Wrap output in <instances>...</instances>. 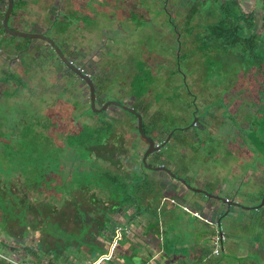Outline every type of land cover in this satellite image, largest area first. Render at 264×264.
Masks as SVG:
<instances>
[{"label": "flooded vegetation", "instance_id": "af4514ba", "mask_svg": "<svg viewBox=\"0 0 264 264\" xmlns=\"http://www.w3.org/2000/svg\"><path fill=\"white\" fill-rule=\"evenodd\" d=\"M157 1L160 3L159 6ZM10 2L11 9L7 16L8 28L11 31L24 32L28 35L12 34L4 28L3 20ZM254 3L255 6L249 4L246 9L242 0H0V71L3 72V75L0 76V82H14L11 94L15 93L14 89L16 88H26L30 93V99L23 103H35V105L40 103L43 105L42 118L38 119V122H34V125L28 126L29 131L34 130L38 133L39 130H44L47 139L53 136V133L47 132L58 125L63 129V132H57L60 140L71 135L76 140V144L87 148L91 155L90 162L96 163L97 166L94 167L109 177L110 185L115 188L110 191V188L102 186L104 190L101 188L100 194L107 195L108 192H111L113 195H142L140 185L145 187L149 185L148 179H151V172H157V169L145 168L142 162L143 153L148 148V141L138 131L137 114L135 113L137 112L141 116L144 133L152 137L154 145L158 148L147 156L146 162L151 166H161V169L169 177L166 184L163 182L164 190L162 193L164 195L175 199L177 195H184V188L192 190L191 187H194L201 188L209 194L223 197L219 188L208 190L203 185H193L188 179L178 174L176 170L169 168L164 160L168 157H174L182 143H193L197 136H200L201 141L205 143L207 140L204 137L211 136L214 139H220L226 132L225 129H221L223 132L218 129L220 124H225L224 117L221 116L222 112L226 110L232 112L228 110L229 105L226 103L225 96L222 98V104L226 103L225 109L216 106L214 109H208V112H203L200 119L195 117V113L199 110L195 107L196 100L200 98V93L208 87L199 76L204 87H201L200 92L193 90L192 78L190 77L194 73H198L199 69L204 70L205 66L210 63V57H227L229 62H232L231 73H234L237 79L239 77L241 78L239 80L245 83V91L253 90L256 94L254 100L250 96L248 97L255 104L254 107L252 104L245 107L246 111L243 114L245 122L248 120L246 116L250 114L256 115V120L263 116L259 113L264 112V96L261 95V91L264 89V80L258 74L257 67L245 60L241 62V58L243 59V56L247 55L242 56L240 54L242 52L239 46H236V51L231 49L226 51L216 47L215 43L211 41L215 38L210 34V26L218 21L221 14L220 7L224 6L226 10L234 13V21L228 22L229 25L233 27L235 25V30L244 39H252L256 48L264 55V0H255ZM142 5L145 7L144 9ZM179 5L188 6L186 7L187 14L182 15L180 24L175 19L180 13ZM255 8H259V11L257 12ZM157 10L162 13L161 16L156 14ZM257 17L260 21L259 26ZM152 28L161 30L163 39L170 41L174 39L175 48H170L167 52L158 55L154 51L156 48L150 52L144 44L141 47L137 39L141 37L142 33L151 34ZM15 36L21 39H12ZM184 36L193 37L191 39L193 46L182 51L181 37ZM220 38L221 36L217 39ZM49 40H52L56 47ZM57 50L72 66L77 67L88 76L93 97L91 96L89 81L73 71L72 67L63 61ZM183 53L187 55L183 56ZM196 54L201 56L202 60L200 59L201 62L199 61L195 67L193 61ZM134 57L144 59L143 67H137ZM150 57L155 58L152 60ZM168 57H175V60H172L174 63L168 64L165 61ZM225 60L227 59L225 58ZM115 62L119 65L118 68L113 67ZM180 64H184L185 72L180 68ZM245 66L247 68L243 69ZM20 69L26 73L25 77L34 78V81L27 83L30 79L25 80L18 73ZM114 70H118L122 74V77H119L116 82L114 81L112 86V92L117 97H121L120 100L117 97L108 99L106 97L108 92L104 89V86L109 87L111 83L107 75ZM169 70L174 71L170 74V81L172 83L181 82L187 96L192 98L191 106H189V114L191 112L193 117L191 126L199 128L201 130L200 135H197L189 126H173L169 129L151 126L148 131L145 130L143 120L146 119L149 123L152 119L154 120L158 109L162 105L164 106L166 102L155 98L158 86H156L157 82L153 81V77H165ZM14 76L17 77L14 78ZM21 78L25 80L26 87L15 84L16 79L21 80ZM43 84L45 87L42 88ZM222 84L227 88L225 82ZM154 86H156L155 90L153 89ZM211 89L216 90L212 83ZM36 92H40L41 96L43 95L39 100L38 93L34 95ZM57 92H63V94L60 95ZM227 93L228 91L225 95ZM11 94L7 97L10 98ZM75 94L81 104L79 107H76L71 101ZM149 95L153 97L150 103L147 102ZM199 100L200 106L208 103L205 98L203 101L201 98ZM68 105L72 110L63 109ZM87 108L91 110V113L86 112ZM248 111H250L249 114H247ZM124 112L130 113L135 118V123L128 119ZM48 114H52L53 117L51 118ZM249 118L251 119V117ZM67 124L72 125L71 128L68 129ZM212 124L213 126H211ZM253 124L251 123L250 126L246 122V126L243 128L237 123L236 126L242 130L240 132H243L239 135L261 134L260 125L254 124V126ZM254 127L259 130V133L254 130ZM134 128L140 135L137 140H133L131 136ZM179 131L181 133L178 134ZM207 134L209 135L207 136ZM79 136L81 137L79 138ZM78 139H81L80 142H77ZM244 145L242 148L250 152L249 159L256 158L255 169L250 172V168L248 171L242 172L243 180L235 186L234 191L242 186L241 192L244 191L245 193L249 185L253 184L250 181L251 175H257L258 169L264 168V153L255 144H253V150H250L246 144ZM102 146H105L113 158L104 159L93 154ZM220 148L219 146L216 148L218 151L213 152L215 154L214 160L217 159L219 162L213 165L224 166L232 159H240L242 169L245 160H249L248 158H240L238 152L236 154L235 150L231 149L234 156H230L228 161H223L220 156ZM206 159L207 157L204 156L203 160ZM86 167L88 166L86 165ZM167 170H170L171 174ZM178 177L185 179L186 182L178 180ZM192 178L194 177L192 176ZM187 183L191 187H188ZM3 184L0 183V186H4ZM20 185V183L13 184L10 187L11 193L15 194L12 197L17 199L16 206H12L11 210L17 217L9 219V211H6L4 207L0 208V264L6 263L4 255L13 259L18 257L20 253L32 251L35 245L41 243L40 223L37 222L39 218L36 213H43V211H49L51 208H59L65 202L63 200L65 196L81 198L83 195L92 194L91 189L78 192L76 188H73L59 195H51L52 192L45 191V193L41 188L36 193L43 195V197L27 195L28 192L26 191H24L26 195L22 197L18 194ZM131 185H134V191L130 190ZM176 188L180 189L178 193H176ZM203 195L205 194L200 192L198 196L204 197ZM262 196L264 200V190ZM207 199L221 207V210H217L219 215L214 214V221L203 217L209 224L216 227L212 237V249L206 256L209 259L213 256H223L226 250H237L236 245L234 248L229 246L226 249V242L231 240L230 232H226L221 223L224 221L223 218L234 217L233 214H236L238 209L256 208L258 205L246 206L243 205L242 201L234 198L230 201L228 197H223V202L211 197L204 198V200ZM31 200L39 201L35 208H29V201ZM72 202L83 204L81 199L72 200ZM235 207H237L236 210ZM193 214L202 217L197 211H194ZM3 218L4 222L1 221ZM119 233V238H121V232ZM35 234H38V237ZM217 237H219L218 240ZM9 239L11 240L10 243L7 241ZM216 241L219 243V250L217 253H213ZM22 260L27 262L23 257Z\"/></svg>", "mask_w": 264, "mask_h": 264}, {"label": "rangeland", "instance_id": "374dc122", "mask_svg": "<svg viewBox=\"0 0 264 264\" xmlns=\"http://www.w3.org/2000/svg\"><path fill=\"white\" fill-rule=\"evenodd\" d=\"M254 2L255 0H242V4L246 9L249 7V4L255 6ZM157 5H160L158 1ZM142 7L143 9L145 8L143 5ZM186 7L188 6L183 7V5H179L178 7L180 13L175 17V19L177 22H179V24L182 21V15L187 14ZM255 10L258 12L259 8H255ZM153 11L156 10L153 9ZM157 11L158 12L156 14L161 16L162 13H159V10ZM136 20L138 21V19ZM257 20L259 26L260 21L258 17ZM195 29L198 30V28ZM151 34L142 33L141 37L137 39V42L141 44V47L142 44H144L147 47V50L150 52L156 48L154 51L158 55L167 52L170 48H175V40L173 39L170 41L169 39H163L161 30L154 28ZM192 38V36L181 37L183 47L182 51L193 46L191 41ZM12 39L21 38L15 36ZM4 40L6 41L7 39ZM135 52L137 53V51ZM9 53L14 54L12 52ZM182 55L184 56L187 54L183 53ZM150 58L153 60L155 57ZM225 58L227 60H225ZM134 59L138 68L143 67V58L139 59V57H134ZM200 59L201 56H197V54L194 55L193 65L195 67L197 64H199ZM172 60L174 61L175 57H168V59H165L168 64L174 63ZM209 62L210 63L205 66L204 70L199 69L198 73H194L193 76L190 77L192 78V86L194 87L193 90L200 92L202 89L201 87H204V82L208 87L200 93V98L202 101L205 98L208 100V103L200 106V98H197L195 107L199 110L195 113V115L200 119L203 112H208V109H214L216 106H221L223 109H225L226 103L229 105L228 110L232 112H228L226 110L221 114V116L224 117L223 121H225V124H220L218 129L220 132H223L221 129H225L226 132L222 135L223 137L221 136L220 139H214L211 136L209 137V134H207L208 137H204L207 142L203 143L200 136H197L196 140L191 144L198 146L200 151L193 154L191 158H188V161L187 159L184 160V158H182V163L180 165L181 169H177L176 172L182 177L188 179L193 185L195 184V181L193 180L194 178H187L188 175L185 174V171L183 170L184 167L191 168L196 166V164L199 163L202 160V157L204 158V156L207 157L206 160L209 161V164H218L219 162L217 159L214 160L215 154H213V152L218 151L216 148H219V146L221 147L219 150L223 161L230 160V156L233 152L231 149L235 150L236 154L238 152V156H240V158L249 159L250 152L247 149L245 150L242 148L245 146L244 144L247 143V140L243 138L244 135H239L243 132H240L242 130L236 125L238 123L240 127L244 128L246 126V122L251 126V123L260 125L264 120L263 111L262 113H259V115L263 116L258 117V120H256V115L253 114L246 116L249 121L246 120L245 122L243 119V114L246 111L245 107H249L251 104L254 107L255 103L253 102V98L256 97V94L253 92V90L246 92L244 89L245 83L242 80H239L241 78L238 77L237 79V76L235 77V74L231 73L230 66H232V62H229V59L225 56L222 58L220 56L214 58L210 57ZM113 67H119L117 62H115ZM180 68L185 72L184 64H180ZM246 68L247 67L245 66L243 69ZM18 73L23 76L25 80L30 79L27 81V83H32V81H34V78H28V76L25 77L26 73H23L21 69L18 70ZM172 73H174V71L172 72L169 70L167 72V76L165 77H153V81H156V86H158V91H154L156 94L155 98L158 100L162 99L164 102H166L164 106L162 105L158 109L154 120L152 119L150 123L148 120L146 121V119L143 120L145 130L148 131L151 126L166 129H169L173 126H189L197 133V135H200L201 130L191 126L193 117L191 112L189 114V106H191L192 98L187 96L184 86L181 82L172 83L170 81L169 78L170 74ZM1 75H3V72L0 71V76ZM107 76L111 83L109 84V87L104 86V89H106L108 92L106 97L111 100L112 98L114 99L117 97L112 92L113 83L114 81L116 82L119 77L121 78L122 74H120L118 70H114ZM199 76H201L202 80ZM16 77L17 76H14V78ZM23 78H21V80L16 79L15 84L26 87L25 80ZM200 80L203 83H201ZM224 82L226 83L228 90L226 86L222 84ZM211 83L216 90H210ZM13 85L14 82L12 81L0 82V183H4V186H0V208L4 207L6 208V211H9V219H11V217H17V215L11 210L12 206H16L17 204L16 197H12L15 194H12L10 189L13 184H21L18 187V194L22 195V197L26 195L24 191L28 192L27 195H38L39 197H43V195L36 193V191H40L41 188L44 192H52L51 195H59L66 190L70 191L73 188H76L78 192L81 190L87 191V189H91V195H102L103 193L100 194L99 190L101 188L103 189V187H108L110 188V191H113L115 188L110 185L111 180L109 177H107L101 170H97L96 167H94L97 166L96 163L93 164L92 161L90 162L91 155L89 154L87 148L76 144V140H74L71 135H67L65 139L63 138L60 140V137L57 136V132H63L62 127L58 125L53 127L51 131L47 132L53 133V136L47 139L44 135V130H39L38 133H36L34 130L29 131L27 129L28 126L30 127V125H34V122L36 123L38 122V119L42 118L41 115L43 111V105L40 103H37L38 105H35V103H23L30 99V93H28V90L23 87L20 89H14L15 93L11 94L14 88ZM156 86L153 87L154 90L156 89ZM43 87H45V84H43L42 88ZM207 90L210 91V94ZM226 91H228V93L225 95ZM40 92L34 93V95L38 93V100L43 96H41ZM59 93L60 92H57V94ZM9 94H11L10 98H8ZM61 94H63V92H61L60 95ZM224 96L226 98V103L224 102V104H222V98ZM249 96L253 100L248 98ZM117 99L120 100L121 97H117ZM71 101L74 102L76 107L81 105L77 100L76 94L72 97ZM202 101L201 103H204ZM63 109L67 111L72 110L69 105ZM86 112L91 113V110L87 108ZM249 112L250 111H248L247 114H249ZM124 113L128 119L135 123V118L130 113ZM48 115H50L51 118L53 117L52 114ZM249 117H251V119ZM71 126L72 125L69 124L66 125L68 129L71 128ZM211 126H213V124ZM254 130H256L255 127ZM256 132L259 133V130H256ZM179 133L181 132L179 131L178 134ZM131 136L133 140H137L140 137L136 128H134ZM256 136V139L260 138L259 135L256 134ZM80 137L81 136H79V138ZM80 140L81 139H78L77 142H80ZM255 145L261 148V144L255 143ZM93 154L103 157L104 159L113 158L112 154L107 152L105 146L98 148V150L93 152ZM97 162L99 163V161ZM255 163V157L245 160L244 164L242 165L243 172H245V170L248 171L250 168L251 171L254 170L256 166ZM86 165L88 167H86ZM119 169L121 170L120 167ZM251 176L252 178L250 181L253 184L249 185V188L245 193L244 191L241 192L242 186L240 189L238 187L236 191H234L232 184H229L226 190H221L223 197L225 195L231 197L238 193L237 195H241L240 200H242L243 205H258L256 208L238 209L237 213L233 214L234 217H228L232 225L227 226L226 228L230 231V239L237 246V250H226L224 252L223 257L228 258L227 264H264V200L262 196V191L264 190V168H259L257 175ZM133 187L134 185H131V191H134ZM146 187H148V185ZM205 187L207 188V185ZM187 191L188 194H200V192L192 191L190 189H187ZM107 195H113V193L108 192ZM13 198L14 200L11 201ZM38 203L39 201H29V208H35ZM165 205H163L159 211L160 214H167ZM179 219L180 215H177L176 213H171L168 216V221L175 224L179 221ZM1 221L4 222V218ZM214 228L216 229L215 226ZM211 229H213V227H211ZM37 235L38 234H35V236ZM7 241L10 243L11 240L9 239ZM259 249H262L261 251H263L260 255L262 258L261 260L259 256Z\"/></svg>", "mask_w": 264, "mask_h": 264}, {"label": "crops", "instance_id": "0c3cea01", "mask_svg": "<svg viewBox=\"0 0 264 264\" xmlns=\"http://www.w3.org/2000/svg\"><path fill=\"white\" fill-rule=\"evenodd\" d=\"M151 98L149 95L148 103L152 102ZM249 136L243 138L253 150ZM199 151L198 146L185 142L174 157L165 158L164 162L173 170L181 169L182 158L188 161ZM203 159L192 169H183L187 178L194 177V185H207L209 190H226L232 184L235 190L236 184L242 182L240 159H232L224 166L209 164ZM156 169V173L151 172L148 187L140 185L142 195L65 196V202L59 208L36 213L41 243H36L30 252L20 253L21 258L18 259L23 261L22 257L25 258L27 262L23 261L24 264H227L228 258L223 256L206 258L212 249L214 226L203 217L214 221V214L204 206L183 203L178 198L164 195L163 184L169 181V177L161 168ZM184 190L187 191L186 188ZM240 196L224 197L230 201L233 198L242 201ZM80 199L83 204L72 202ZM163 205L166 207L165 215L159 213ZM217 205V210H221ZM194 211L202 217L194 215ZM171 213L180 215L176 224L168 221ZM223 219L221 223L228 232L226 227L232 224L228 217ZM118 228L121 238L113 244ZM225 246L226 249L229 246L234 248L235 244L231 240ZM261 250L259 256L263 252ZM38 253L41 258L34 257ZM32 256L38 262L32 260Z\"/></svg>", "mask_w": 264, "mask_h": 264}, {"label": "trees", "instance_id": "16d2710c", "mask_svg": "<svg viewBox=\"0 0 264 264\" xmlns=\"http://www.w3.org/2000/svg\"><path fill=\"white\" fill-rule=\"evenodd\" d=\"M228 11V12H227ZM220 17L216 23L210 26V34L215 39H211L215 43L216 47L223 48L226 51L231 49L232 51H236V46H239L241 49L240 54L242 56L246 54L247 56H243L241 58V62L244 60L251 64L255 65L257 68L258 74L261 75L262 80H264V55L261 53L256 45L254 44L252 39H244L240 33L235 30V25L230 26L228 22L234 21L233 15L229 10H226L224 6L220 7ZM221 36L223 39H217ZM237 38V39H236ZM261 95L264 96V89L261 91ZM260 138L256 139V135L250 134L249 140L252 144L258 143L261 144V149L264 153V120L260 124Z\"/></svg>", "mask_w": 264, "mask_h": 264}, {"label": "water", "instance_id": "95a60500", "mask_svg": "<svg viewBox=\"0 0 264 264\" xmlns=\"http://www.w3.org/2000/svg\"><path fill=\"white\" fill-rule=\"evenodd\" d=\"M10 9H11V2L9 3L8 5V8H7V11H6V14H5V17H4V20H3V25H4V28L8 31H10L12 34H19V35H28L27 33H24V32H17V31H11L8 26H7V16L10 12ZM52 45L54 47L55 44L52 40H49ZM58 51V54L61 56V58L63 59V61L69 65L70 67H72L73 71H75L76 73L80 74L81 76H83L85 79H87L89 81V84H90V90H91V96L93 97V90H92V86H91V82L88 78V76L84 73H82L77 67H74L71 65V63L60 53L59 50ZM93 102V100H92ZM129 109V108H128ZM137 114V122H138V131L141 135H143L147 141H148V148L144 151L143 153V156H142V162L144 164V167L147 168V169H151V170H154L156 168H162L161 166H151L149 165L147 162H146V158L149 154H152L155 150H158V148L154 145V140L152 139V137H150L149 135L145 134L143 129H142V120H141V116L140 114H138L137 112H135ZM168 173L171 174V171L170 170H167ZM178 180H181L182 182H186L185 179L181 178V177H178ZM187 186L188 187H191L190 184L187 183ZM192 190L194 191H199V192H202L204 197H200L198 195H186V192L184 191V195H177V198L180 199L181 201L180 202H183V203H193V204H196V205H200V206H204L205 208H207L209 210V212H211L212 214H216V215H219L218 211H217V206L216 204L211 201V200H204L205 197H211V198H214V199H217L219 200L220 202H223V197L219 196V195H214V194H209L208 192L204 191L203 189L201 188H194V187H191ZM177 189V188H176ZM174 189V190H176ZM180 191V189H177L176 190V193ZM179 201V200H178ZM236 204V203H234ZM34 257H37V258H41V255L40 253L36 254ZM33 256L31 257L32 260H35V262H38L37 259H35ZM4 258L6 259L5 260V264H24L22 263V261H20L19 259L21 257H14L13 259H11V257H9L8 255H4ZM19 258V259H18Z\"/></svg>", "mask_w": 264, "mask_h": 264}, {"label": "built area", "instance_id": "2783aa9c", "mask_svg": "<svg viewBox=\"0 0 264 264\" xmlns=\"http://www.w3.org/2000/svg\"><path fill=\"white\" fill-rule=\"evenodd\" d=\"M196 214V213H195ZM119 228L116 230V233H115V236H114V241H113V244L116 242L117 239H119L120 237V233H119ZM219 239V237H217V240ZM219 250V243L218 241H216L215 243V246H214V249H213V253H217Z\"/></svg>", "mask_w": 264, "mask_h": 264}]
</instances>
